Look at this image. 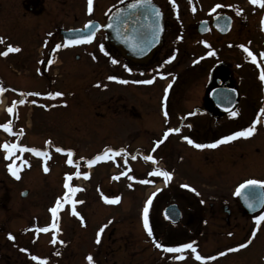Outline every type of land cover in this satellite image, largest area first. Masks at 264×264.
Wrapping results in <instances>:
<instances>
[{
    "label": "rangeland",
    "instance_id": "374dc122",
    "mask_svg": "<svg viewBox=\"0 0 264 264\" xmlns=\"http://www.w3.org/2000/svg\"><path fill=\"white\" fill-rule=\"evenodd\" d=\"M127 1L93 0L89 13L87 0H0V52L9 45L20 48L0 55V87L5 89L0 93V124L11 121V131L0 128V145L18 143L48 153L46 158L16 149L6 158V150L0 147V239L16 251L18 264H264V226L255 230V236L248 235L235 220L232 192L238 168L233 164L229 172L224 171L222 160L229 154L234 163L236 142L226 148L199 150L183 139L192 136L199 143V139L209 138L213 143L223 132L236 131L237 118L215 109L211 115L176 117L178 113L186 117L194 105L204 106L217 66L228 69V83L235 84L234 65L248 63L250 58L240 45L260 57L264 52V7L251 0H175L177 7L171 0H154L162 7L167 26L163 46L146 68L122 57L102 30L87 45L56 49L57 44L63 45L61 29L82 27L92 19L103 24L115 7ZM218 4L221 7L216 8ZM220 12L233 17L230 32L219 35L212 28L204 34L195 32L199 21ZM51 45H55L52 57L56 63L45 66L41 60ZM170 56L174 58L168 61ZM113 59L118 63L113 64ZM112 75L119 80H108ZM125 80L128 83L120 82ZM144 80L153 82H135ZM36 92L63 95H34ZM19 97L25 102L15 107L11 100ZM183 122L192 126L200 122L201 129L183 127L179 134L173 131L165 137L170 125ZM106 147L124 151L119 155L109 152V158L89 165ZM57 148L71 149L73 164L67 163V151ZM146 156L171 172V179L165 182L164 177L154 175L157 169ZM13 160L20 179L8 170ZM45 165L48 172L43 170ZM77 171L79 176L72 175ZM66 174L72 175L69 184L79 191L69 193L64 187ZM185 184L190 187L184 188ZM156 186L161 190L152 193ZM22 191L27 194L21 196ZM66 193L69 202L62 200L57 232L51 227L50 209ZM147 193L152 197L151 237L143 224ZM105 196H119L120 200L111 204ZM224 199L233 208L227 220L221 207L226 204ZM71 200L77 203L73 205ZM169 202L177 203L183 214L176 225L161 215ZM73 207L79 216L73 214ZM104 225L97 243V232ZM45 227L47 232L40 231ZM53 235L56 243L51 242ZM154 241L168 247L194 242L200 255L215 259L198 261L191 249L168 253ZM241 244L247 246L239 248ZM34 255L40 260H32ZM178 255L184 259H175ZM14 258L10 254L8 260Z\"/></svg>",
    "mask_w": 264,
    "mask_h": 264
},
{
    "label": "flooded vegetation",
    "instance_id": "af4514ba",
    "mask_svg": "<svg viewBox=\"0 0 264 264\" xmlns=\"http://www.w3.org/2000/svg\"><path fill=\"white\" fill-rule=\"evenodd\" d=\"M160 9L163 13L164 27L166 29L167 22L165 19V14H164L161 6H160ZM222 13H224V12H222ZM214 14H216V13H214ZM214 14H212L210 16V19H206V20L209 21V30L212 28L216 33H218L211 26V20H212V17ZM229 16L232 19V23H231V28H232L233 27V17L231 15H229ZM175 17L177 19V15H175ZM197 24L195 26V30H196ZM231 28H230V30H231ZM230 30L228 32H230ZM192 35H194V33H192ZM192 35H190L189 37H191ZM163 43H164V41H163ZM54 46L55 45L50 46L49 50L46 52V57L44 59H42V56H41V59H42L41 61L44 62L45 66H50V65L56 63V60L53 59V57H52V49H54ZM158 51L153 52L151 54V56L148 59H146L145 61L133 62V63L135 65H138L139 67L146 68L153 63L152 59L154 58V55L157 54ZM208 53H210V51ZM257 57H258L257 60L259 62L260 67L257 66V63H253L251 58H248L249 59L248 63L244 64L243 62H241V63H236L234 65L236 68V74H237L235 76V84H233V83L229 84L228 83V81L231 80V78H230L231 72L226 68L222 69L221 66H217L215 68V71L213 72L215 83L211 86V87H213V86L218 84L217 75H221V74L225 73L227 75V80L225 83H223V85L235 87V89L237 91V95H238L235 107L231 111H229L227 113H223V114L224 115L231 114L232 111H237L238 115L235 116V118H237V129H236V131H241L244 128L250 127L254 120H257V119L259 120V122L256 124V130L251 136H249L247 138L239 137L233 141H230V142L235 141L236 146H237L235 156H232L233 159L235 160L234 163L230 162L231 155H229V154H226V157L223 158V160H222L225 162L224 166H223L224 171L225 170L226 171L231 170L232 169L231 165H233V164H234V167L236 166L238 168V173H237L238 181H237V184L234 186V190L232 192V196L234 195V201H235L234 203H235V209H236V216L235 217L238 218L235 220L239 221V223L241 224V226H240L241 229H246L248 231V233H247L248 235H250V234L252 235V232L254 230H258L260 225L264 226V221H261L259 223V225H257V222L254 220L255 216L260 215L261 212L264 211V203H263V207H261L260 209L257 208L256 203H255L254 199L252 198V195H249V199L253 203V206L249 207L248 203L245 201L243 195H241V196L235 195L236 188L243 181L248 180V179L264 180V114H262L260 111L262 108H264V81H262L259 78L261 67H264V62L259 61L260 57L259 56H257ZM48 61H51V63H49ZM36 93H38V92H36ZM47 93L43 92V94L40 93V95H46ZM205 98H206V102L204 103V106L202 108H200L199 105L192 106L191 111L190 112L187 111L189 113L188 116L196 117L197 115H200L201 113L204 116V114L207 112L211 115L212 110L215 108L213 107L211 101L207 98V93H206ZM0 101H1V98H0ZM12 103H13V105H18V104H16L15 100ZM194 117H193V119H194ZM199 124H200V122L197 125L192 126L193 125V123H192L189 130H192L194 127H197V129L200 130L201 128H200ZM204 134H203V136H204ZM225 135H229V134H227L226 132L225 133L223 132L221 137H223ZM207 138H208V136H207ZM190 139L194 141L192 136L190 137ZM199 140H200L199 143H201V144L207 145V144L212 143V142H210L209 138L205 139V140H201V139H199ZM194 142L198 143L196 141H194ZM230 142L222 143L218 146L220 147V149L226 148L227 146H229L231 144ZM191 147L193 149L195 148V149L201 150L200 148H196L194 146H191ZM205 148L210 149L209 147H205ZM229 162H230V164H229ZM261 192H264V188H257L255 190V196H258L259 193H261ZM223 201L226 202V204L223 203V205L221 207H222V210L228 215L225 218L227 220V218H229V215H231V211L233 208H230L229 206H227L226 199H224ZM2 208L4 209L5 207L3 206ZM14 244H11V245L14 246ZM14 249H16V247ZM10 254H12V256L15 257L12 260L13 262L8 260V258L10 257ZM17 257H19V256L16 255V251L10 250L7 246V243L3 242V240L0 239V262L2 261L4 264H18L16 262ZM24 264H26V262ZM38 264H40V263H38Z\"/></svg>",
    "mask_w": 264,
    "mask_h": 264
},
{
    "label": "snow or ice",
    "instance_id": "6c2138e0",
    "mask_svg": "<svg viewBox=\"0 0 264 264\" xmlns=\"http://www.w3.org/2000/svg\"><path fill=\"white\" fill-rule=\"evenodd\" d=\"M150 3H151V0H133V3H131L129 5V8H136L137 6H141V5H149ZM171 3L173 5V7H177V5L175 3V0H171ZM251 3L258 4L261 7H264V0H251ZM215 7L219 8V7H221V5L218 4ZM87 11L89 13H91L93 11V0H87ZM193 11H195V8H193ZM241 11H242L241 9H239V8L237 9V13L238 14H240ZM154 14H155L156 17H159L161 15L159 9H154ZM92 25H93V22L91 20H89L84 25V27L88 29V33L87 34L82 35V36H78V37L73 38V39H68V40H66L64 42V45L57 44L56 45V49H59L60 47L66 46V45L81 44V43H85V42H89L90 43L94 39V36H95V27L96 26H92ZM90 26H92V27H90ZM106 27H112V25L108 24V25H106ZM261 27H262V29H264V18H262V20H261ZM157 31H159V26L158 25H157ZM48 35H52V34L49 33ZM2 41H3V38H0V42H2ZM240 47L244 49V51L251 58L252 62L253 63H257V66L260 67L259 62L257 60V56L254 55L249 50V48H247L246 46L240 45ZM100 48H101V51H104L103 45H100ZM19 51H20V48L18 46L9 45L6 51L0 52V55H5L6 56L9 52H19ZM209 54H211V53H209ZM259 55H260V58L264 59V52H261ZM173 58L174 57L170 56L168 58V61H171ZM48 62L51 63V61H48ZM111 62L113 64L118 63V61L115 60V59H113ZM125 68L129 72L132 71V69L128 68L126 65H125ZM259 78L262 81H264V67H261L260 77ZM107 79L108 80H112V81H117V80H119V77H117L115 75H112V76H108ZM120 82L128 83V81H126V80L125 81H120ZM135 82L136 83H149L150 84L153 81L152 80H144V81H135ZM170 86L171 85H169V87ZM104 87H107V85H104ZM3 91H5V89L3 87H0V93H2ZM35 95H40V93H35ZM47 95L49 97H59V96H62L63 93L62 92H48ZM165 95H167V88L165 89ZM24 102L25 101L23 99L18 101V103H24ZM33 103H35V101H33ZM8 111L10 113L13 112V108H11V107L8 108ZM260 111H261L262 114H264V108H262ZM164 115L165 116L168 115L167 111H165ZM231 115L233 117H235L236 115H238V113L236 111H232ZM258 122H259L258 119L254 120L250 127L244 128L241 131H235V132L231 133L230 135H225V136L221 137L220 139L215 140L213 143H210V144H207V145L206 144H201V143H195L193 140H191L187 136H184L183 139H185L190 144H194V146L196 148H200V149L205 148V147L216 148L218 145H220L222 143L233 141V140H235V139H237L239 137L247 138V137L251 136L255 132L256 124ZM0 128H3V129L8 130V131H11V121H9L8 123H5V124H0ZM173 131H179V129H172V128L167 129V131L164 134L165 137H167V135L169 133L173 132ZM21 134L22 133H17V135H21ZM47 143H51V142L49 141ZM157 143H160V141H158ZM0 147H3L6 150V158L12 156L14 154V150H16V149H20L21 151H30V152H33L37 156H44L46 158L48 157V153L46 151H41L40 149H37V148H27L26 146H21L18 143L5 142L3 145H0ZM56 151H58V152L67 151V154H68V157H69V159L67 160V163L70 164V165L73 164V160L71 158L72 155H73V152H72L71 149L65 150L63 148H57ZM123 151H124V149L112 150V149H109V148L106 147L104 152H103V154H98L94 159L89 160L88 163H89V165H91V164L96 163L98 161H101V160L109 158V152H113L115 155H119ZM132 158L135 159V157H132ZM145 159L146 160H154V158L152 156H146ZM14 164H15L14 161L12 163H9L7 165L8 170L16 179H20V176H19V170L20 169H19L18 166H14ZM77 167H78V165H77ZM43 170L45 172L49 171V169H48V167L46 165L44 166ZM153 174L164 177L165 182L170 180L171 176H172V173L168 172L166 170H154ZM72 175L79 176L80 173H79V171H77L76 173H74ZM72 175L66 174V176H65L64 187L69 190V193H75V192L80 190L79 188L72 187L69 184V181L72 179ZM83 175L85 177H87L89 174L87 172H85V173H83ZM183 187L184 188H189L190 186L185 184V185H183ZM257 188H264V180L248 179V180H245V181H243L242 183H240L238 185V187L236 188V191H235V195H237V196L243 195L245 201L248 203V206L252 207L253 203L249 199V195H252V198L255 199V200H258L260 203H264V192H261L259 196H255V190ZM191 190L193 192L196 191L194 188L191 189ZM245 190H247V193L245 192ZM104 199L108 203L115 204V203L119 202L120 197L119 196H115V197L109 198V197L105 196ZM62 200L64 202H69V194L66 193L63 197H58L56 202H55V205L50 209V212L52 213L53 221H54L51 224V227L53 229H56L57 232L60 230L59 227H58V224L56 223L57 213L59 212V210L63 206L62 205ZM70 202L73 205H75V203H77V201H75V200H71ZM151 202H152V197H149L148 201L145 203L144 208H143V224H144V228L146 229V231H147V233H148V235L150 237L153 235L152 229L149 226V205L151 204ZM201 203H203V201H201ZM72 211H73V214H75L77 216L80 215L78 212H76L75 207H73ZM81 220H83V217H81ZM254 220L257 222V225H259V223L261 221H264V211H262L260 215L255 216ZM105 227H107V225L102 226L98 230V232H97V243L100 242V234L103 232ZM40 231L47 232L48 228L47 227L42 228V229H40ZM255 234H256V231L254 230L252 235L255 236ZM9 235H10V238H14V237L11 236V234H9ZM51 242L52 243H56L57 242L55 235H53V240ZM60 243H63V241H60ZM155 243H156V247L157 248H161V249H163L164 251H166L168 253H183L185 250L191 249V251L193 253H195V258L198 261H203V260H206V259H215V257H204V256L200 255L197 252L196 248L194 247V242H192V243H180V244H178L175 247H168V246H165L164 244L159 243V242H155ZM249 243H250V241H249ZM246 246H247L246 244H241V245H239V248H244ZM233 250L234 249H229V251H233ZM220 255H223V253H220ZM174 258L178 259V260L184 259V257L182 255H178V256H176ZM32 259L33 260H40V257L34 255V256H32ZM87 259L89 261H91L92 260V256L89 255L87 257ZM44 264H47V261H44Z\"/></svg>",
    "mask_w": 264,
    "mask_h": 264
},
{
    "label": "water",
    "instance_id": "95a60500",
    "mask_svg": "<svg viewBox=\"0 0 264 264\" xmlns=\"http://www.w3.org/2000/svg\"><path fill=\"white\" fill-rule=\"evenodd\" d=\"M131 3H133V0L113 9L103 25L97 20L91 21L93 22L92 26H96L95 34L100 29H103L106 32V40L116 47L123 57L134 62H141L150 57L163 43V15L158 5L152 1L149 5H141L136 8H129ZM154 9H159L161 13L159 17L155 16ZM108 24H111L112 27H106ZM211 24L220 34H225L230 29L231 17L224 13L215 14L212 17ZM157 25L159 26V31H157ZM208 29L207 20H202L197 25L199 33H205ZM60 33L65 42L68 39L87 34L88 29L84 26L73 29H61ZM226 78L227 75L225 73L217 76L219 85L212 87L208 92V97L213 105L223 112L230 111L237 100L235 88L222 86ZM245 192L247 193V190ZM26 194L27 192L24 191L21 195L25 196ZM254 201L256 206L261 205L258 200L254 199ZM162 215L166 221L173 225L177 224L182 217L181 210L175 202L165 205L162 209Z\"/></svg>",
    "mask_w": 264,
    "mask_h": 264
}]
</instances>
